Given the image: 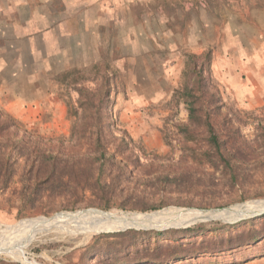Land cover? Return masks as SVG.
<instances>
[{
  "label": "rangeland",
  "instance_id": "obj_1",
  "mask_svg": "<svg viewBox=\"0 0 264 264\" xmlns=\"http://www.w3.org/2000/svg\"><path fill=\"white\" fill-rule=\"evenodd\" d=\"M207 52L206 70L226 105L223 114L233 118L250 147L238 156L243 163L236 176L190 160L178 131L189 124L179 95L187 56ZM104 75L114 88L117 136L126 133L133 140L138 169L129 165L128 173L114 174L107 193L101 188L53 193L35 187L29 173L34 157L13 156L14 176L0 189V228L63 213L138 217L170 210L229 211L228 218L213 214L190 225L210 230L237 224L231 223L239 218L232 210L264 208V166H258L264 160L258 138L264 126V0H0V109L21 132L69 141L75 88L98 90ZM197 138L191 146L201 156L208 150L207 135L200 130ZM166 177L173 183L163 184ZM258 218H252L256 229L264 224ZM165 219L139 228L162 231L156 228L170 221ZM234 231H205V242ZM102 234L109 233L49 227L18 244L20 257L1 253L0 263L90 264L88 248ZM220 250L226 249L189 264H264V238Z\"/></svg>",
  "mask_w": 264,
  "mask_h": 264
},
{
  "label": "trees",
  "instance_id": "obj_2",
  "mask_svg": "<svg viewBox=\"0 0 264 264\" xmlns=\"http://www.w3.org/2000/svg\"><path fill=\"white\" fill-rule=\"evenodd\" d=\"M210 62L211 52L187 56L184 84L179 95L182 104L186 106L189 124L178 126V131L184 137L190 160L206 162L208 166L223 168L227 173L230 171V176H236V167L243 163L238 156L243 148L250 147L233 118L228 113L223 114L226 105L215 91L212 78L206 70ZM112 77L115 80L117 78L113 73ZM111 81L109 76L104 75L98 90L82 85L75 88L78 98L75 107L69 108V116L74 119L69 141L65 138L44 140L31 137L21 132L14 118L0 109V189L7 188L14 176L13 156L34 157L29 173L33 175L35 187L53 193L59 190L70 193L73 190V194L77 195L75 192H94L98 188L107 193L115 184L112 177L114 174L127 172L129 165L137 170L140 158L135 153L133 140L126 133L117 136V125L111 110L114 92ZM258 129L261 133L259 141L264 144V126L260 125ZM200 130L207 135L208 150L198 156L191 144L196 143ZM235 139L239 142L236 143ZM258 166H264V160L258 162ZM44 173L45 176L41 177ZM173 181L170 177L162 179L163 184H171ZM258 219L264 223V216ZM256 220L210 230L190 227L102 234L89 246L88 262L155 264L160 261L189 264L195 260L200 261L205 254L217 249L230 251L260 243L264 238V224L256 229L253 226ZM232 230L236 231L227 237L223 235L205 242V231L217 235L220 231L228 233Z\"/></svg>",
  "mask_w": 264,
  "mask_h": 264
},
{
  "label": "bare ground",
  "instance_id": "obj_3",
  "mask_svg": "<svg viewBox=\"0 0 264 264\" xmlns=\"http://www.w3.org/2000/svg\"><path fill=\"white\" fill-rule=\"evenodd\" d=\"M249 206V205H248ZM245 208V207H244ZM249 209V207H247ZM258 208V207H257ZM237 209V208H236ZM254 210V208H252ZM260 209V208H259ZM256 209L255 212L264 211L263 209ZM218 211H197V210H170L154 213L152 215L138 216V217H119L109 213L102 212H84V213H63L57 214L53 218H39L31 219L20 222L17 226L0 228V254L6 253L7 255L17 254L20 257L18 252V244L23 242L29 237H33L39 231L49 228L56 227L61 230H69L71 227L80 228L87 235H95L97 233L106 232V231H117L127 228H139V227H149L152 225L150 223L157 222L163 218L169 221L166 223H160L157 225L156 229L161 230L168 226L181 227L192 225L194 222L202 219H195L200 217H210L213 214H216L222 218H228V212ZM226 211V210H225ZM217 212V213H216ZM231 212L236 213L239 218H245L248 215V212H252L246 209H240L237 211L232 210ZM233 216V215H232ZM235 216V215H234ZM195 219V220H191ZM231 219H235L232 218ZM174 221H182L181 224H176ZM186 220H191L185 223ZM235 221V220H234ZM155 228V227H154ZM151 229V228H146Z\"/></svg>",
  "mask_w": 264,
  "mask_h": 264
},
{
  "label": "water",
  "instance_id": "obj_4",
  "mask_svg": "<svg viewBox=\"0 0 264 264\" xmlns=\"http://www.w3.org/2000/svg\"><path fill=\"white\" fill-rule=\"evenodd\" d=\"M212 211H218V210H212ZM247 215H248L247 217L237 219L235 221H232L231 223H237V222L242 221V220H247V219H252V218H257V217L263 216L264 215V211H261V212L252 211V212H248ZM188 227H190V225L181 226V227L168 226V227L163 228L161 230L163 231V230L172 229V228L180 229V228H188ZM131 229H137V230L144 229V230H147L146 228H127V229H123V230L106 231V232H102V233H113V232L127 231V230H131Z\"/></svg>",
  "mask_w": 264,
  "mask_h": 264
},
{
  "label": "crops",
  "instance_id": "obj_5",
  "mask_svg": "<svg viewBox=\"0 0 264 264\" xmlns=\"http://www.w3.org/2000/svg\"><path fill=\"white\" fill-rule=\"evenodd\" d=\"M51 34H52V33H51V32H49V37L51 36ZM63 37H65V38L67 37V39H70V38H71V37H69V36H65V35H63ZM50 100H55V102H58V100H57V99H55L54 97H53V98H52V97H51V98H49V101H50ZM59 103H60V102H59Z\"/></svg>",
  "mask_w": 264,
  "mask_h": 264
}]
</instances>
